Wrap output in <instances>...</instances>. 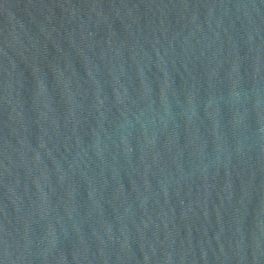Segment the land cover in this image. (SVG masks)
Masks as SVG:
<instances>
[{
	"label": "water",
	"instance_id": "95a60500",
	"mask_svg": "<svg viewBox=\"0 0 264 264\" xmlns=\"http://www.w3.org/2000/svg\"><path fill=\"white\" fill-rule=\"evenodd\" d=\"M0 264H264V0H0Z\"/></svg>",
	"mask_w": 264,
	"mask_h": 264
}]
</instances>
